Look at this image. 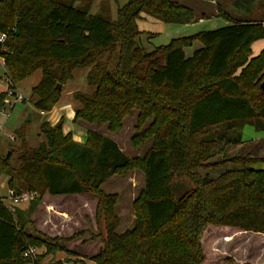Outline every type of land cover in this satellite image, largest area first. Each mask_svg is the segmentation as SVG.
<instances>
[{"label": "trees", "instance_id": "16d2710c", "mask_svg": "<svg viewBox=\"0 0 264 264\" xmlns=\"http://www.w3.org/2000/svg\"><path fill=\"white\" fill-rule=\"evenodd\" d=\"M95 1L0 0L5 79L12 87L40 70L41 79L31 89L37 111L50 112L61 93L56 86L72 79L75 70L89 68L92 91L73 96L79 104L76 119L114 129L136 110L137 119L152 117L156 125L153 143L141 158L144 190L134 226L117 233L115 202L101 195L94 216L105 215L104 250L90 260L200 264L199 236L208 225L264 235V160L225 156L227 147L244 143V126L264 132V49L255 56L251 51L254 42L264 40V20L200 31L146 51L135 45L141 13L187 25L198 21L193 8L179 0H128L110 21L108 7L100 5L99 13L90 14ZM194 41L201 46L187 57L183 49ZM104 53L106 60H99ZM202 78L208 82L201 83ZM6 95L0 92V107ZM39 132L45 143L37 148L22 143L16 168L6 156L0 158L9 190L39 198L97 193L110 175L130 164L112 139L92 129L86 130L84 143L47 122ZM215 157L222 160L208 162ZM224 163L234 167L214 178L197 172ZM259 163L262 167H254ZM181 173L188 180H180ZM35 204L32 200L26 212L12 214L0 198V264L33 262L23 257L31 244L48 254L63 251L49 244L57 238L22 232L21 215H31Z\"/></svg>", "mask_w": 264, "mask_h": 264}, {"label": "rangeland", "instance_id": "374dc122", "mask_svg": "<svg viewBox=\"0 0 264 264\" xmlns=\"http://www.w3.org/2000/svg\"><path fill=\"white\" fill-rule=\"evenodd\" d=\"M127 1L103 0L100 5L108 7L109 12L105 14H108L107 17L110 21H115L117 9ZM179 1L192 7L197 18L200 17L199 11L203 10L206 18L183 25L164 23L148 14L141 13L140 18L136 21L137 30L140 32V35L135 39L136 46H141L146 51H152L156 47L168 45L174 39L193 36L200 31L215 30L240 21L259 22L264 13V0ZM94 4L90 9L91 15H96L100 11L99 7ZM256 43L264 46V41L260 40ZM198 47H200V43L197 44V41H194L191 47L187 48L186 56H190ZM253 51L255 50L253 49ZM107 57L108 54L104 53L99 60L104 61ZM3 65L2 57L0 58V92L7 91V95L4 105L0 108L5 107L8 112L7 116L0 115V158L4 159L9 153L7 160L11 168L17 167L18 150L22 143L30 148H37L41 143H45L44 136L39 132V126L43 122L49 123L52 127L61 124L58 129L63 134L70 132L78 143L85 140L86 130L92 129L100 135L112 139L119 150L130 160L129 166L110 175L97 193L47 197L44 200L45 203L39 206L43 197L49 196L47 193L39 198L26 190L20 192V194L30 196L24 201L26 202L24 205L16 208L17 213L26 212L31 201L36 200L31 213V215L34 214V221L31 220V215H21V221H25L22 232L33 237H40V234H43L49 239L57 238L58 241H49V244L55 246L54 249L59 247L63 249V251L57 249L48 254L44 247H35L31 244L28 248L34 250V253L28 258L33 262L28 264H50L56 261H61L64 264H80V262L94 264L90 259L104 250L103 242L105 241V215L97 219L94 216L98 200L101 195H108L115 202L114 213L118 218L117 233H123L134 226L135 209L140 204L144 190V171L141 158L153 143L154 136L151 133L156 125H153L152 117L137 119L138 111L136 110L124 117L121 126L114 129L108 128L107 124L98 127L81 118L76 119L75 109L79 107V104L73 96L92 91L86 81L89 68L77 69L74 71L72 79L63 84L59 83L57 85L61 92L59 100L50 112L41 115L34 108L31 96V89L41 79V71H36L30 77L11 87L5 79ZM200 82L207 83L208 81L202 78ZM196 88L192 87L193 92ZM11 92H16L24 98L23 101L15 103L13 109L11 105L7 104L14 102V96L13 98L8 96ZM28 118H30L29 121H27ZM21 134L22 138H20ZM10 136H13L15 140L11 141ZM258 136L264 137V133L256 131L250 125L244 126L241 130V139L244 144ZM241 151L242 149L227 147L225 156L229 158L240 155ZM216 160L222 159L215 157L208 162ZM233 167L232 164L224 163L216 169L204 166L197 172L201 177L208 175L214 178ZM254 167L262 166L255 165ZM107 172L102 173L107 174ZM178 176L180 180L183 177L188 180L182 173ZM8 193L7 176L0 172V198L6 206H9ZM45 204L52 209L54 207V209L64 212L68 219L62 221L59 218L56 219L54 217L58 216L56 213L51 217L49 211L44 207ZM20 208H23L24 211ZM14 218L17 219V217ZM39 221L40 223L44 222L46 227L39 228ZM199 245L202 258L200 264H264V239L260 234L243 232L231 227L208 225L199 236Z\"/></svg>", "mask_w": 264, "mask_h": 264}, {"label": "crops", "instance_id": "0c3cea01", "mask_svg": "<svg viewBox=\"0 0 264 264\" xmlns=\"http://www.w3.org/2000/svg\"><path fill=\"white\" fill-rule=\"evenodd\" d=\"M101 1H103V0H98L97 2H94L95 4V6H98L99 7V5H100V3H101ZM192 1V0H191ZM196 1V0H195ZM189 3H191V2H189ZM195 5V4H194ZM198 7V6H197ZM194 10V9H193ZM199 11V10H198ZM195 12V11H194ZM200 12V17L199 18H197L196 17V19L198 20V21H202V20H204L206 17H205V13L203 12V10H200L199 11ZM196 13V12H195ZM196 15V14H195ZM264 20V13L262 14V16L260 17V21H263ZM263 26H264V22H263ZM261 41H264V40H261ZM258 42V41H257ZM196 43V42H195ZM194 43V44H195ZM256 42H254L252 45H251V51H252V54H253V56H255V55H257L260 51H262L263 49H264V46H262V45H260L259 43H256ZM197 44H198V41H197ZM199 46V45H198ZM200 46H201V44H200ZM187 48H190V47H187ZM187 48H184L183 50H184V53H186V50H187ZM199 48V47H198ZM256 48V49H255ZM253 49L255 50V51H253ZM193 53V52H192ZM186 55V54H185ZM191 56V55H190ZM189 57V56H188ZM45 114V113H44ZM264 133V132H263ZM85 136V135H84ZM78 138V137H77ZM79 141V140H78ZM83 141H84V139H83ZM83 141L82 142H80V143H83ZM246 146V147H245ZM230 147H234V148H236V149H242V151L240 152V155L241 156H245V155H247V154H249L251 157H253V158H256V159H260V160H264V137H262V136H258L257 138H255L254 140H251L250 142H247V143H242L241 145H238V146H230ZM245 147V148H244ZM227 154V153H226ZM257 166H261V164L259 163ZM48 195V194H47ZM47 197H50V198H53V197H58V196H44L43 197V199L41 200V204L39 205V206H41V205H43L44 203H45V199L47 198ZM24 203H26V202H23V203H21L19 206H22V205H24ZM18 206V207H19ZM44 207H45V209L47 210V211H49V213H50V216L51 217H53L52 215L54 214V213H56L58 216H54L56 219L57 218H59V220H67L68 219V217L66 216V214L64 213V212H62V211H60V210H58V209H54V207H53V209L50 207V206H47L46 204L44 205ZM23 208H25V206H23ZM23 208H20V210H22V211H24L23 210ZM52 209V210H51ZM31 220L32 221H34V214H32L31 215ZM38 226H39V228H42V227H46V225H45V223L44 222H41L40 223V221H39V223H38ZM47 228H50V227H47ZM44 232V231H43ZM262 237H263V239H264V235H262Z\"/></svg>", "mask_w": 264, "mask_h": 264}, {"label": "built area", "instance_id": "2783aa9c", "mask_svg": "<svg viewBox=\"0 0 264 264\" xmlns=\"http://www.w3.org/2000/svg\"><path fill=\"white\" fill-rule=\"evenodd\" d=\"M5 37H6V34L5 33H0V58L3 57V54L6 52V48L3 46L4 44V40H5ZM9 97H12L14 96V102L13 104H10V103H7L9 105H11V108L13 109L14 107V104L17 103V102H21L24 100V98L22 97V95H19V94H16V92H11L8 94ZM11 109V110H12ZM10 111V110H9ZM7 109L4 107V108H0V115H5L7 116ZM41 115H44V112H40ZM11 141H14L15 138L13 136H10L9 138ZM30 196V195H27V194H20V193H16L14 192L13 190H9V193L7 194V199L9 201V206H6L8 211L12 214L15 213V210L16 208L21 204L23 203L24 201H26L27 197ZM34 253V250L32 249H29L26 250L24 253H23V257H26L28 258L29 256H31L32 254Z\"/></svg>", "mask_w": 264, "mask_h": 264}, {"label": "water", "instance_id": "95a60500", "mask_svg": "<svg viewBox=\"0 0 264 264\" xmlns=\"http://www.w3.org/2000/svg\"><path fill=\"white\" fill-rule=\"evenodd\" d=\"M260 87L264 90V82L260 85ZM57 88H58V90H59V86H57ZM30 120V118H28L27 119V121H29ZM61 127V124H59L58 126H57V128H60ZM9 153L6 155V158H8L9 157Z\"/></svg>", "mask_w": 264, "mask_h": 264}]
</instances>
